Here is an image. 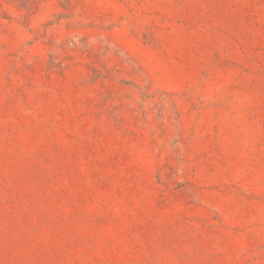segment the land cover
I'll use <instances>...</instances> for the list:
<instances>
[{
	"label": "rangeland",
	"instance_id": "rangeland-1",
	"mask_svg": "<svg viewBox=\"0 0 264 264\" xmlns=\"http://www.w3.org/2000/svg\"><path fill=\"white\" fill-rule=\"evenodd\" d=\"M0 264H264V0H0Z\"/></svg>",
	"mask_w": 264,
	"mask_h": 264
}]
</instances>
